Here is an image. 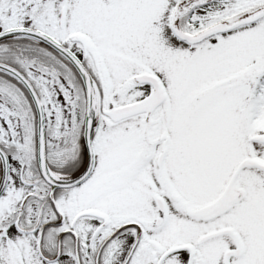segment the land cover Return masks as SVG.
<instances>
[{"label":"snow or ice","instance_id":"6c2138e0","mask_svg":"<svg viewBox=\"0 0 264 264\" xmlns=\"http://www.w3.org/2000/svg\"><path fill=\"white\" fill-rule=\"evenodd\" d=\"M0 264H264V0H0Z\"/></svg>","mask_w":264,"mask_h":264}]
</instances>
